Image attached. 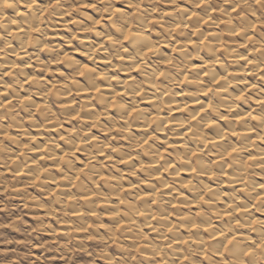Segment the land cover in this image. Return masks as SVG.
<instances>
[{
    "label": "bare ground",
    "instance_id": "bare-ground-1",
    "mask_svg": "<svg viewBox=\"0 0 264 264\" xmlns=\"http://www.w3.org/2000/svg\"><path fill=\"white\" fill-rule=\"evenodd\" d=\"M3 175L103 264H264V0H0Z\"/></svg>",
    "mask_w": 264,
    "mask_h": 264
},
{
    "label": "rangeland",
    "instance_id": "rangeland-1",
    "mask_svg": "<svg viewBox=\"0 0 264 264\" xmlns=\"http://www.w3.org/2000/svg\"><path fill=\"white\" fill-rule=\"evenodd\" d=\"M84 8L77 9L91 12L89 7ZM2 177L1 180L5 183L0 181V264H103L99 257L100 251L114 254L112 246L102 248L103 245L93 238L84 241L83 248H79L72 240L66 243L61 241L64 243L62 250L59 238L51 240L50 236L42 231L55 228V221L46 220L45 227L40 224V214L34 207L14 206L16 201L10 194L13 183L10 177ZM3 186H6V189H2ZM28 193L38 194L33 189L28 190Z\"/></svg>",
    "mask_w": 264,
    "mask_h": 264
}]
</instances>
